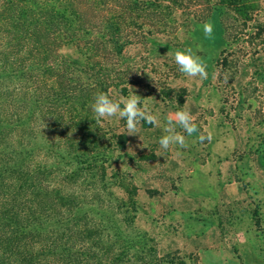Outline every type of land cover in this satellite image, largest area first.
<instances>
[{
	"label": "rangeland",
	"instance_id": "obj_1",
	"mask_svg": "<svg viewBox=\"0 0 264 264\" xmlns=\"http://www.w3.org/2000/svg\"><path fill=\"white\" fill-rule=\"evenodd\" d=\"M136 1L150 5L135 18L142 38L133 36L119 65L106 69V93L118 100L131 86L158 123L142 122L127 135L124 120L105 118L94 130L99 145H90L96 138L72 125L75 112H64L60 123L56 114H41L19 131L22 143L88 152L95 168L90 164L83 182L101 195L90 214L119 231L132 264H264V0ZM205 22L213 25L211 38ZM185 48L202 57L206 79L179 71L173 54ZM179 107L190 110L197 133L172 119ZM169 119L185 136L183 148L158 143ZM200 134L211 139L201 143Z\"/></svg>",
	"mask_w": 264,
	"mask_h": 264
},
{
	"label": "trees",
	"instance_id": "obj_2",
	"mask_svg": "<svg viewBox=\"0 0 264 264\" xmlns=\"http://www.w3.org/2000/svg\"><path fill=\"white\" fill-rule=\"evenodd\" d=\"M115 1L0 0V264L136 260L122 254L119 231L90 214L92 206H100L94 197L101 195L92 181L83 182L90 164L95 168L93 160L85 161L88 152L77 148L72 154L67 147L32 140L24 145L19 135L35 115L56 114L60 123L62 114L72 111L78 118L72 125L87 139L94 135L90 145H99L90 105L97 92H106V69L119 65L133 36L141 40L142 33H134L143 28L136 14L150 7L136 0H120L116 7ZM80 73L88 76L85 81ZM42 153L45 160L37 161Z\"/></svg>",
	"mask_w": 264,
	"mask_h": 264
},
{
	"label": "clouds",
	"instance_id": "obj_3",
	"mask_svg": "<svg viewBox=\"0 0 264 264\" xmlns=\"http://www.w3.org/2000/svg\"><path fill=\"white\" fill-rule=\"evenodd\" d=\"M202 28L204 36L206 38H211L213 35V25L209 22H205ZM173 56L179 71L185 76L199 78L201 81L207 78V65L204 63L202 57L195 54L191 48L177 49ZM226 82L227 80L225 79V83ZM128 87L130 89L129 95L120 96L118 100L111 99L106 92H97L93 97L90 107L97 121H102L105 118L118 117L126 122L127 135H136L138 125L142 122L157 124L158 121L157 117L149 111L146 103L143 106L141 105V102L146 99H141L139 95L135 94V90L131 86L128 85ZM179 108L180 110L172 114V119H174L188 135L197 133L199 130L196 124L193 123L194 116L191 114L190 110L184 107ZM172 119H169L168 124L164 127V132L166 134L158 141L160 147L165 150L169 149L172 145H178L181 148L185 146V136L176 131L175 126L172 124ZM41 123L44 128L45 124L43 121H41ZM198 139L202 143L205 139L210 140L211 136L210 134L207 136L200 134Z\"/></svg>",
	"mask_w": 264,
	"mask_h": 264
}]
</instances>
